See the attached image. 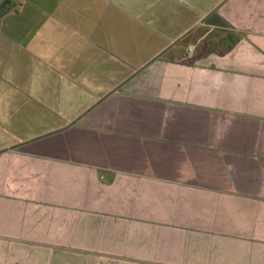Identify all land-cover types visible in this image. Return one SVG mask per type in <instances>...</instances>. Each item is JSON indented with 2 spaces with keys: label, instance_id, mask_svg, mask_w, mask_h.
<instances>
[{
  "label": "crops",
  "instance_id": "0c3cea01",
  "mask_svg": "<svg viewBox=\"0 0 264 264\" xmlns=\"http://www.w3.org/2000/svg\"><path fill=\"white\" fill-rule=\"evenodd\" d=\"M0 264H264V0H0Z\"/></svg>",
  "mask_w": 264,
  "mask_h": 264
}]
</instances>
